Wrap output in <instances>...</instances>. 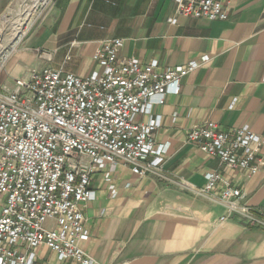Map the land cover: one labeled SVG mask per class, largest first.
Wrapping results in <instances>:
<instances>
[{"label": "crops", "instance_id": "crops-1", "mask_svg": "<svg viewBox=\"0 0 264 264\" xmlns=\"http://www.w3.org/2000/svg\"><path fill=\"white\" fill-rule=\"evenodd\" d=\"M24 1L0 0L1 33ZM109 38L124 40L120 56L157 60L159 69L205 54L210 60L182 80L179 94L153 105L151 114L161 117L154 139L167 146L161 175L140 176L121 164L109 176H92L96 197L84 208L83 248L102 264H264V226L220 219L227 213L223 184L211 195L198 193L206 174L220 171L245 203L264 211V164L248 175L188 140L189 130L207 121L224 131L250 125L264 135V0H232L225 20L180 15L174 0H54L12 50L0 83L13 88L44 68L89 76L100 69L94 55ZM36 253L39 263L62 264L45 245Z\"/></svg>", "mask_w": 264, "mask_h": 264}, {"label": "built area", "instance_id": "built-area-1", "mask_svg": "<svg viewBox=\"0 0 264 264\" xmlns=\"http://www.w3.org/2000/svg\"><path fill=\"white\" fill-rule=\"evenodd\" d=\"M177 13L207 20L229 17L232 0H174ZM17 12L7 46L0 34V71L12 50L41 21L54 0L26 3ZM176 22L177 18L171 19ZM122 38L104 40L94 55L100 69L81 77L61 70H33L13 88L0 83V264H44L36 248L45 245L62 264H102L81 242L89 238L84 208L95 199L92 176L123 164L140 176L161 175L167 146L154 133L161 117L153 105L179 94L182 80L210 60L208 54L159 69L120 56ZM149 120L138 121L139 114ZM188 140L221 164L248 175L264 164V135L250 125L221 129L216 121L196 125ZM112 166L104 170L106 165ZM201 195L223 184L221 220L238 216L246 225L264 226V211L244 202L242 190L220 171L206 174Z\"/></svg>", "mask_w": 264, "mask_h": 264}, {"label": "rangeland", "instance_id": "rangeland-1", "mask_svg": "<svg viewBox=\"0 0 264 264\" xmlns=\"http://www.w3.org/2000/svg\"><path fill=\"white\" fill-rule=\"evenodd\" d=\"M26 3H29V4H32V0H27ZM18 18H17V15L14 17H9V21H8V24H7V27L5 29L4 32H2V37H1V41L2 42H7L8 38L10 37V35H12V27H13V23L14 21H16ZM1 31H2V28L0 27V34H1Z\"/></svg>", "mask_w": 264, "mask_h": 264}, {"label": "bare ground", "instance_id": "bare-ground-1", "mask_svg": "<svg viewBox=\"0 0 264 264\" xmlns=\"http://www.w3.org/2000/svg\"><path fill=\"white\" fill-rule=\"evenodd\" d=\"M36 1H44V2H47V0H36Z\"/></svg>", "mask_w": 264, "mask_h": 264}]
</instances>
